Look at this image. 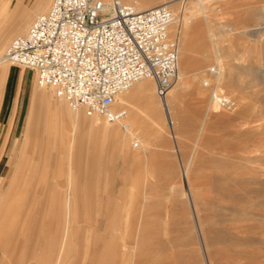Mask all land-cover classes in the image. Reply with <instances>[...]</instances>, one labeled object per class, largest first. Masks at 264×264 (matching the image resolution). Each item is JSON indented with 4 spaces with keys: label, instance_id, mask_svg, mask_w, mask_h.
<instances>
[{
    "label": "rangeland",
    "instance_id": "obj_1",
    "mask_svg": "<svg viewBox=\"0 0 264 264\" xmlns=\"http://www.w3.org/2000/svg\"><path fill=\"white\" fill-rule=\"evenodd\" d=\"M51 2L0 0V36L10 32L0 49V121L7 111L11 120L22 91L15 122L19 127L16 137L21 138L0 189V264H102L103 258V264L116 263L118 256L114 258L110 249L104 251L98 245L113 234L104 233V225L113 216L117 224H125L131 217V225L138 226L135 248L133 243L123 247L122 240H117L122 257L119 264H134L140 256L144 258L141 264H264V0L203 2L228 79L220 93L231 103L222 106L211 101L212 86L202 81L213 77L208 72L218 59L208 22L201 15L202 6L197 0H156L157 5L167 2L174 11L170 31L179 38V67L186 83L171 106L172 124L165 118L153 80L148 109L130 87L117 102L118 107L128 110L125 122L132 127L130 132L120 123L73 109L64 99L55 97L51 89L39 86L32 69L1 61L12 39L25 34ZM24 12L29 17L17 29L19 15ZM188 21L198 23L193 33L186 31ZM198 71L205 75L195 80ZM176 82L169 94L176 84L179 86ZM54 102L58 107L62 103L61 109L65 107L64 118L51 110ZM69 112L80 114L75 121L80 131L71 129ZM231 117L237 118L238 132L233 130ZM96 121L117 129L118 148L114 139L91 131ZM57 133L60 147L56 157L62 164L54 167L49 160ZM134 137L139 139L137 147ZM27 138L31 156L47 158L36 173H27L28 177L41 179L44 193L41 199H29V193L23 190L17 199L23 205L15 199L16 203L7 206L1 197ZM14 141L11 139L4 160ZM75 146L81 148L79 161L86 165L81 169L67 166V149ZM75 156L72 150L69 160ZM57 220L61 228L48 232ZM99 221L103 227L95 230ZM143 228L146 233L152 228L155 235L138 236ZM139 247H143L141 251ZM109 257L114 261L108 262Z\"/></svg>",
    "mask_w": 264,
    "mask_h": 264
},
{
    "label": "built area",
    "instance_id": "obj_2",
    "mask_svg": "<svg viewBox=\"0 0 264 264\" xmlns=\"http://www.w3.org/2000/svg\"><path fill=\"white\" fill-rule=\"evenodd\" d=\"M174 19L166 3L140 10L123 0H52L25 34L12 39L2 60L35 71L38 85L73 109L128 130V110L117 106V96L151 77L157 96L166 99L178 80ZM230 103L223 98L222 105Z\"/></svg>",
    "mask_w": 264,
    "mask_h": 264
},
{
    "label": "bare ground",
    "instance_id": "obj_3",
    "mask_svg": "<svg viewBox=\"0 0 264 264\" xmlns=\"http://www.w3.org/2000/svg\"><path fill=\"white\" fill-rule=\"evenodd\" d=\"M110 0H105V2H109ZM194 1V0H193ZM9 2V1H8ZM203 2L204 0H197V3L200 4L201 6L203 5ZM136 4H139L137 5V7H140V10H143V9H146V8H149V7H152V6H156V0H136L135 1ZM163 3H166L167 2H163ZM8 4V3H7ZM201 15L202 17H204V19L208 22V32H209V36H210V39L212 40L213 44H214V53L216 54L217 56V60H216V65L214 66H211L209 71L211 72H208L210 73L211 75H213V77H206L204 78L202 81L204 83V85L206 86H212V90H211V96H210V99L213 103H215L216 105L218 106H222V100L224 97H226L225 95H222L220 93V88L227 84L228 83V79L226 78L227 76L225 75V72L223 70V66H222V63L220 62V54H219V50L217 48V46H215V38L213 37L212 35V31H211V28H210V15H209V12L202 6V12H201ZM29 17V14L27 12H24L23 14H20L19 15V18L17 20V24H16V28L19 29L21 28L25 22L27 21ZM185 17V16H184ZM198 24V23H197ZM196 22H193L192 24L190 23L189 24V21L186 22V31L189 33H193L194 32V28L197 26ZM264 27V26H263ZM176 32H179V31H176ZM10 36V32H6L4 34H2L0 36V49L2 48V46L4 45V43L6 42V40L9 38ZM218 36V35H217ZM178 40L179 38L176 37ZM230 42V41H229ZM186 43V39H184V44ZM180 50V49H179ZM182 54V53H181ZM179 54V55H181ZM203 59L206 58V56L203 54ZM2 58H3V55L1 57V61H2ZM209 58V57H207ZM238 64V63H237ZM250 64V63H249ZM234 66V65H232ZM250 66V65H249ZM248 66V67H249ZM212 67H213V71H212ZM256 67V66H255ZM258 67V66H257ZM245 69V68H244ZM263 75H264V66H263ZM231 70V69H230ZM246 70V69H245ZM227 71V70H226ZM178 72H179V76H178V80L177 82L179 83L177 86L176 84V88L174 89L173 93L167 95L166 99H160V104L162 105L163 103V112H164V115H165V118L167 119V121H169V123H173L172 121V116H171V106L172 104L175 102L176 103V100L180 97V91L182 90V85L183 83H186V80H184V71L182 70L181 67H179L178 65ZM248 72V71H247ZM255 72V71H254ZM253 72V73H254ZM209 74V75H210ZM205 75V73H202L201 71H198L194 76L193 78L195 80L199 79L201 76ZM260 76V75H259ZM261 77V76H260ZM152 78L151 77H145V78H142L140 79L138 82H136L135 84H133L131 87V92L137 96L136 99H138L139 101H143L146 105V109L149 108L150 106V95L152 96V92H150V90H152L153 86H152ZM154 81V80H153ZM176 82V83H177ZM185 85V84H184ZM211 88V87H210ZM130 89V88H129ZM129 89L121 92L118 96H117V100L119 99H122V97H124V94L127 93L129 91ZM197 91L199 93H201V88L199 86L196 87ZM198 93V94H199ZM133 97V96H132ZM134 98V97H133ZM126 101V100H125ZM129 100H127L126 102H128ZM210 101V102H211ZM132 102H133V99H132ZM129 103V102H128ZM58 103L54 102V104L51 106V110L54 109V111L56 112V114L59 116V118H64L65 114H64V110L65 107L62 108V103H60V106L61 107H58L57 106ZM64 106V105H63ZM133 106V105H132ZM160 106V105H159ZM128 107V105H127ZM137 108V106H135V109ZM80 110V109H78ZM82 110V109H81ZM162 110V109H161ZM83 111V110H82ZM136 112L138 113V111L136 110ZM151 113V112H150ZM141 114V113H140ZM152 114V113H151ZM68 115L70 116V119L72 120V124H71V129H75V131H80L81 129H77V125H75V121H78L79 117H80V114L77 113L76 114H71L70 112L68 113ZM129 115V113H128ZM127 115V118H126V121L128 120V116ZM153 115V114H152ZM209 116V115H208ZM142 117V115L140 116ZM208 119V118H205V120ZM142 120V119H141ZM231 120L230 121L233 125V130L238 132L237 130V127L239 126L235 120H237L236 117H231ZM152 121H154V115L152 117ZM246 121V120H244ZM243 121V122H244ZM135 122V121H134ZM144 122V121H143ZM116 123H120L122 124V122H116ZM138 123V122H137ZM230 123V124H231ZM239 123V122H238ZM69 124V123H68ZM129 124V123H128ZM155 124V123H153ZM170 124V125H171ZM241 124V123H240ZM65 125V124H64ZM100 122L96 121V123H93L92 126H91V131H93L94 134H96L97 132L99 133H102L104 135L105 138H112L114 139V145L116 148L119 147V138H118V131L117 129H111L108 125H101ZM130 125V124H129ZM158 125V124H157ZM155 126V125H154ZM76 127V128H75ZM145 127V126H144ZM132 127L130 126V128L128 129V131L130 132L132 129ZM139 128V127H138ZM62 130V129H61ZM246 130V129H245ZM249 130V129H248ZM244 131V130H243ZM242 131V132H243ZM246 132V131H245ZM244 132V133H245ZM29 133V132H28ZM235 133V132H234ZM241 134V133H240ZM239 136V135H238ZM55 137V136H54ZM72 137V136H71ZM204 137V136H203ZM238 138V137H236ZM58 133L54 139L56 145H55V149L53 150L52 154H51V159L49 160L51 165L55 167L56 164H58V166H61L62 162L59 160V158L56 157V154H57V149L60 147V143L58 142ZM138 141V145H139V139L137 137H134L133 138V144H134V141ZM237 141V140H236ZM201 142V141H200ZM29 146H30V139L27 138V143L25 145V148L22 152V155L20 157V159L18 160L17 162V165L14 169V172L12 174V176L10 177V181L8 183V186L6 188V191L3 192L2 194V197L1 199H3V203L7 204V206L9 205V203H13L15 202L17 199H19V195L18 194H21L23 192V190H26V192L29 193V199H41V197L43 196V193H44V187H42V184L40 183L41 182V179L39 177H34V176H31V177H28L27 176V173H36L38 170L37 168H40L42 165H45V163H47V158H44V160H41L38 155L36 154H33L31 156L30 154V151H29ZM32 147V145H31ZM241 148V145L239 146ZM74 151L75 152V157L73 160H69V156L71 155V151ZM67 154H68V157H67V166L68 167H78V168H83V167H86L85 163L81 164V162L79 161V157H80V153H81V148L78 147V146H75L74 148L70 149L68 148L67 149ZM34 153H37V148L35 149V152ZM36 155V156H35ZM72 164V165H71ZM59 168V167H58ZM188 169H189V166L188 164L186 165L185 167V178L188 182ZM85 170V168H84ZM70 171V170H69ZM6 173L4 174L3 178L6 177ZM69 177V176H68ZM189 185V184H188ZM2 187V181L0 183V189ZM183 188V187H182ZM16 199V200H15ZM19 200H17L18 202ZM20 203L23 202V201H19ZM102 202V201H101ZM133 202V201H131ZM16 203V202H15ZM31 203V201H30ZM36 203V202H35ZM146 203V202H145ZM22 204V203H21ZM20 204V205H21ZM34 204V203H33ZM142 204V203H141ZM19 206V204H17ZM23 205V204H22ZM127 206V205H126ZM21 209H23L22 206H20ZM41 207V206H40ZM92 207V206H91ZM122 207V206H121ZM3 208V207H2ZM37 208V207H36ZM35 208V209H36ZM193 208V207H192ZM33 209V208H32ZM194 209H195V206H194ZM130 210V209H129ZM34 211V210H33ZM32 211V212H33ZM25 212V211H24ZM31 212V211H30ZM31 212V213H32ZM143 213V212H142ZM249 213V212H248ZM247 213V214H248ZM112 214V213H111ZM15 215V214H14ZM34 215V214H33ZM117 215V214H116ZM144 215V213H143ZM111 216V215H110ZM120 216V214H119ZM126 216V215H125ZM264 218V213L262 215ZM121 217V216H120ZM42 218V217H41ZM40 218V219H41ZM119 218V217H118ZM135 218V217H134ZM29 219V218H28ZM112 220L109 221V223L105 222L106 223V226L104 225V233H108V232H111L113 234H111L110 238L106 240V238H104L102 240L101 243H99L98 245H100V247L105 251L107 249H110L112 252V256H114V258L116 256H118V258L122 261V257H120V251L118 252L119 250V247H120V244L117 243V240H122V243H123V247L124 246H128L129 244L127 243H133V247L132 248H135V244L133 242V239H134V236L136 233V226L135 225H131V222H134V220L129 217V219H125L126 220V223L122 224L120 222V224H117L116 223V219L115 217L113 216L111 218ZM120 219V218H119ZM123 219V217H122ZM101 220V219H100ZM108 220V219H107ZM124 220V219H123ZM124 220V221H125ZM24 221V220H23ZM34 221V220H33ZM123 222V221H122ZM129 222V223H128ZM197 222H198V219H197ZM24 223V222H23ZM16 224V222H15ZM101 221H99L95 227V230H100L103 226L101 225ZM129 224V225H128ZM199 224V223H198ZM55 225V226H54ZM54 225H51L50 227V230L48 232H52L54 230V228H61V224L58 223V220L55 222ZM48 226V225H47ZM199 226V225H198ZM2 227V225H0V228ZM26 227V226H25ZM141 227H144L143 224ZM15 228V227H14ZM109 228V229H108ZM146 228V226H145ZM145 228H143L144 230L142 231H138L139 232V235L138 236H148V237H152L153 235H155L154 233V230H152V228L150 229L149 231V228L147 230V233L145 232ZM5 229V228H4ZM17 229V228H16ZM39 229V228H38ZM49 229V227H48ZM111 229V231H110ZM147 229V228H146ZM47 231V230H46ZM145 232L146 234L148 235H145V233L143 234L142 232ZM61 232V230H60ZM76 232V231H75ZM117 233V237L115 236V234ZM141 233V234H140ZM76 234V233H75ZM101 239V238H100ZM101 241V240H100ZM155 241V240H154ZM152 243V242H151ZM132 245V244H131ZM129 247V246H128ZM131 247V246H130ZM99 248V247H98ZM143 247H139V251L142 250ZM122 249V248H121ZM128 250V249H127ZM135 250V254L137 253L136 251L138 250L137 248L134 249ZM155 250V249H154ZM97 251V250H96ZM153 252V251H152ZM106 253V252H104ZM123 254H125L124 250H123ZM122 254V256H123ZM133 254V253H132ZM153 254V253H152ZM105 255V254H103ZM137 255V254H136ZM133 256V255H132ZM135 256V255H134ZM151 258L152 255L150 254ZM59 257V256H58ZM103 257V256H101ZM110 258V257H109ZM150 258V257H149ZM64 259V258H63ZM102 259V258H101ZM99 259V260H101ZM111 259V258H110ZM107 260L108 262H113L114 260L111 259V260ZM55 260V259H54ZM113 260V261H112ZM120 260L117 261L116 263L113 262V264H119L120 263ZM144 258H142L140 256V258L137 259V261L134 263V264H141L143 262ZM150 260V259H149ZM105 258H103V263H104ZM102 263V264H103Z\"/></svg>",
    "mask_w": 264,
    "mask_h": 264
},
{
    "label": "crops",
    "instance_id": "obj_4",
    "mask_svg": "<svg viewBox=\"0 0 264 264\" xmlns=\"http://www.w3.org/2000/svg\"><path fill=\"white\" fill-rule=\"evenodd\" d=\"M21 93H22V91L19 92V99H18V102L16 103L15 109L13 110L14 112H13V117L11 118V120H10V118H8V117H10V115H9L10 113H9V111H7L6 115H4L3 119H1V121H0V154H2V157L0 160V183L2 181V186H3L5 180L8 176L10 169H11V163L13 162L16 151H17V142L21 138L20 136L16 137V135L18 134V131H19V127L15 126L16 117H17L18 112H19V102H20V98H22ZM34 96L35 95H32L30 109L32 107V102H33ZM29 113H30V110H29ZM29 113H28V117H29ZM28 117L26 120L24 131H25V128L27 125ZM24 131H23V134H24ZM13 138L15 141H14V145L12 147V150H11L10 154L7 156V158H5V160H4V157L7 153L8 147H9V143H10L11 139H13ZM2 150H3V152H2ZM5 173L7 176L3 178ZM42 233L43 232H40L39 235H41ZM0 262H1V259H0Z\"/></svg>",
    "mask_w": 264,
    "mask_h": 264
}]
</instances>
